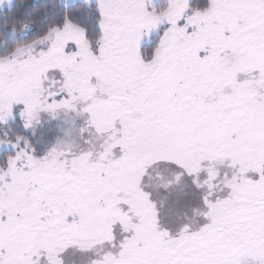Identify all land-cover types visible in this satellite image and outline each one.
<instances>
[{
  "label": "snow or ice",
  "instance_id": "obj_1",
  "mask_svg": "<svg viewBox=\"0 0 264 264\" xmlns=\"http://www.w3.org/2000/svg\"><path fill=\"white\" fill-rule=\"evenodd\" d=\"M0 264H264V0H0Z\"/></svg>",
  "mask_w": 264,
  "mask_h": 264
}]
</instances>
